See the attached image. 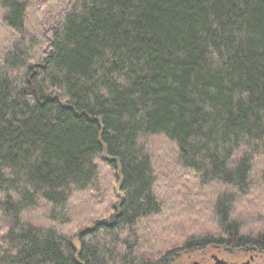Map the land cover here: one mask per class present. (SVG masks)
Listing matches in <instances>:
<instances>
[{"label": "trees", "instance_id": "16d2710c", "mask_svg": "<svg viewBox=\"0 0 264 264\" xmlns=\"http://www.w3.org/2000/svg\"><path fill=\"white\" fill-rule=\"evenodd\" d=\"M263 215L264 0H0V264L261 257Z\"/></svg>", "mask_w": 264, "mask_h": 264}, {"label": "rangeland", "instance_id": "374dc122", "mask_svg": "<svg viewBox=\"0 0 264 264\" xmlns=\"http://www.w3.org/2000/svg\"><path fill=\"white\" fill-rule=\"evenodd\" d=\"M154 149H157V146H155ZM153 152H154V160L156 162L160 161V159H158L160 155L159 152L158 151H153ZM160 174L163 175V171H161ZM160 177L162 178V176ZM258 186L260 185L258 184ZM239 214L240 215L245 214V208H243V206H241V209L239 210ZM260 224L261 226H264V215L260 219ZM211 254H216L218 255L219 258L228 260L229 264H242L243 261L247 260V254L244 251L237 250L235 252H228L222 248L219 249V251H217L216 248L207 247L203 250L187 252L183 255H179L178 261H175L173 264H193L195 260L197 261L198 259H201L203 257H205L206 259V262L204 264H213V262L210 260ZM254 264H264V255H262L261 257L258 256L254 261Z\"/></svg>", "mask_w": 264, "mask_h": 264}, {"label": "flooded vegetation", "instance_id": "af4514ba", "mask_svg": "<svg viewBox=\"0 0 264 264\" xmlns=\"http://www.w3.org/2000/svg\"><path fill=\"white\" fill-rule=\"evenodd\" d=\"M216 249H217V251H219L220 248H216ZM244 252L247 254V260L246 261H249V264H254V261L257 258L256 254L254 252H252V250L250 248H247L246 250H244ZM212 255L213 254L210 255V260L213 262V260L211 258ZM246 261H243L242 264H245ZM196 262H197V264H204L206 262V259H205V257H203L201 259H198ZM225 264H229V261L225 260Z\"/></svg>", "mask_w": 264, "mask_h": 264}, {"label": "water", "instance_id": "95a60500", "mask_svg": "<svg viewBox=\"0 0 264 264\" xmlns=\"http://www.w3.org/2000/svg\"><path fill=\"white\" fill-rule=\"evenodd\" d=\"M110 161H112V159H110ZM118 193V192H117ZM112 220V219H111ZM111 220H106V219H100V220H96L94 222V225H110L111 224ZM212 260H213V264H225V260L219 258L217 255L213 254L211 256ZM193 264H197V262H193ZM245 264H249V261H246Z\"/></svg>", "mask_w": 264, "mask_h": 264}]
</instances>
